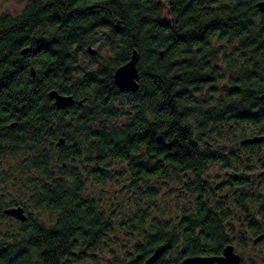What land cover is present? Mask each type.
<instances>
[{
  "label": "trees",
  "instance_id": "16d2710c",
  "mask_svg": "<svg viewBox=\"0 0 264 264\" xmlns=\"http://www.w3.org/2000/svg\"><path fill=\"white\" fill-rule=\"evenodd\" d=\"M261 1L30 0L20 14L0 16V115L14 110L42 135L48 120L63 122L51 91L82 101L73 112L81 115L75 151L82 163L113 165L81 163L79 169L69 157L75 152L61 154L60 163L68 167L61 168L63 180L55 181L61 188L54 193L72 200L91 194V179L101 187L120 186L125 174L117 164L142 163L131 172L144 178L133 184L144 185L145 209L152 210L157 180L171 177L164 163L195 161L191 149L202 144L203 130L220 128L222 108L242 117L253 107V118L239 120L253 121V130L264 135ZM90 46L98 47L96 57L88 53ZM134 52L139 90L126 93L116 85L115 72ZM34 155V169L53 177L51 154L41 148ZM81 209L87 226L93 208ZM160 232L154 224L145 234Z\"/></svg>",
  "mask_w": 264,
  "mask_h": 264
},
{
  "label": "flooded vegetation",
  "instance_id": "af4514ba",
  "mask_svg": "<svg viewBox=\"0 0 264 264\" xmlns=\"http://www.w3.org/2000/svg\"><path fill=\"white\" fill-rule=\"evenodd\" d=\"M52 101L63 122L48 120L42 135L14 110L0 115V264H146L153 257V264H190L194 259L222 264L228 248L238 264H264V140L249 142L264 135L253 130V121L239 120L253 118V107L248 108L251 115L242 117L222 108L220 128L203 130L202 144L191 149L195 161L164 163L171 177L157 180L154 208L146 210L144 185L133 184L144 177L131 172L142 163L117 164L125 174L118 189L101 188L91 179V194L72 200L54 193L61 188L55 181L63 180L68 167L60 163L61 154L75 152L69 157L81 168L80 151H75L81 115L73 112L83 104L76 100L60 110ZM124 109L126 114L130 110ZM34 135L40 140L34 142ZM50 135L56 138L50 140ZM41 148L52 156L53 177L34 169L37 161L32 160ZM84 196L88 200L80 202ZM91 206L89 224L83 226L81 208ZM154 224L161 232L147 237Z\"/></svg>",
  "mask_w": 264,
  "mask_h": 264
},
{
  "label": "water",
  "instance_id": "95a60500",
  "mask_svg": "<svg viewBox=\"0 0 264 264\" xmlns=\"http://www.w3.org/2000/svg\"><path fill=\"white\" fill-rule=\"evenodd\" d=\"M257 8L260 10V12L264 13V1H261L259 3H257ZM30 49H26L23 51V54H27L29 53ZM88 53L93 56L96 57L98 55V50L95 47H88ZM138 53L134 52V54L131 57V60L126 63L125 65L121 66L116 72H115V83L116 85L120 88V90L122 92H126V93H134L137 92L139 90V83H138ZM33 76H35V70H32ZM49 96L52 100L55 101L56 106L60 109V110H65L67 108H70L72 106H74L76 104V100L73 96H67V95H63L61 93H59L56 90H53L49 93ZM262 99L264 100V96L262 97ZM81 104H83V102H80ZM263 138H253L251 140H249L250 143H259L261 141H263ZM65 141L63 139L60 140V144L62 145ZM16 212L18 214H20V211ZM232 249L228 248L225 251V258H223L222 260L220 259L222 264H238V259L236 260V258L232 256ZM155 262V258H151L150 260H148L146 262V264H153ZM207 260H190V264H194V263H204L207 264ZM188 263V262H187ZM210 264L214 263V259H210L209 261Z\"/></svg>",
  "mask_w": 264,
  "mask_h": 264
},
{
  "label": "rangeland",
  "instance_id": "374dc122",
  "mask_svg": "<svg viewBox=\"0 0 264 264\" xmlns=\"http://www.w3.org/2000/svg\"><path fill=\"white\" fill-rule=\"evenodd\" d=\"M29 1L30 0H0V16L3 14L13 16L20 14ZM95 48L98 50V47ZM103 56H105V53H103ZM107 187L118 189V186L116 185H109Z\"/></svg>",
  "mask_w": 264,
  "mask_h": 264
}]
</instances>
